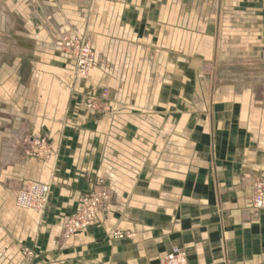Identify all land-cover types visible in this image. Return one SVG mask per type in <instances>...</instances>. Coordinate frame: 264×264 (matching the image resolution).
Wrapping results in <instances>:
<instances>
[{
    "label": "crops",
    "instance_id": "obj_1",
    "mask_svg": "<svg viewBox=\"0 0 264 264\" xmlns=\"http://www.w3.org/2000/svg\"><path fill=\"white\" fill-rule=\"evenodd\" d=\"M63 38L91 45L85 80ZM30 136L48 160L24 157ZM258 179L264 0H0V264H160L174 247L264 264ZM30 182L50 188L43 213L16 206ZM102 187L95 224L61 243Z\"/></svg>",
    "mask_w": 264,
    "mask_h": 264
},
{
    "label": "built area",
    "instance_id": "obj_2",
    "mask_svg": "<svg viewBox=\"0 0 264 264\" xmlns=\"http://www.w3.org/2000/svg\"><path fill=\"white\" fill-rule=\"evenodd\" d=\"M62 50L68 54L75 63V76L81 80L88 77L89 72L95 66L96 60L91 45L87 41L63 38L59 42ZM87 107L92 109L93 103L87 102ZM25 145L27 155L36 159L48 160L52 156L47 139L30 136ZM49 195V187L38 182H30L17 192V206L24 210L43 213ZM110 200V193L105 188L96 189L85 193L80 199L79 210L64 224L60 241L68 242L75 234L85 231L95 224V216ZM251 204L254 210L264 211V179H258L252 184ZM115 237L123 238L122 234ZM23 254L31 257L32 252L25 249ZM160 264H189L186 253L179 248H172L160 261Z\"/></svg>",
    "mask_w": 264,
    "mask_h": 264
},
{
    "label": "rangeland",
    "instance_id": "obj_3",
    "mask_svg": "<svg viewBox=\"0 0 264 264\" xmlns=\"http://www.w3.org/2000/svg\"><path fill=\"white\" fill-rule=\"evenodd\" d=\"M57 46L62 50V48L60 47V45H59V43H57ZM63 51V50H62ZM64 52V51H63ZM241 68H243V66L241 67V66H238V69L240 70ZM247 68V71H249V67H246ZM244 69V68H243ZM75 70H76V67H75ZM228 71H230V72H232V73H234V71H235V66H228ZM75 78H76V76H75ZM77 80H81V79H79V78H76ZM248 85H249V81L248 82H246ZM27 142H29L28 141V138L26 139V140H24V142H23V144H21V147H22V149H23V152H24V157H30V156H28L27 155V150H26V147H25V145H26V143ZM18 145V144H17ZM50 146V145H49ZM51 148V147H50ZM51 151H52V148H51ZM43 160H46V159H43ZM21 188L23 189V187H20V188H18V190H17V192L18 191H20L21 190ZM17 206V205H16Z\"/></svg>",
    "mask_w": 264,
    "mask_h": 264
},
{
    "label": "bare ground",
    "instance_id": "obj_4",
    "mask_svg": "<svg viewBox=\"0 0 264 264\" xmlns=\"http://www.w3.org/2000/svg\"><path fill=\"white\" fill-rule=\"evenodd\" d=\"M28 184H29V183H28ZM25 185H27V184H25ZM25 185H24V186H25ZM24 186H23V187H24ZM48 187H49V186H48ZM21 189H22V188H21ZM49 191H50V188H49ZM16 198H17V193H16V195H15V203H16ZM16 205H17V203H16Z\"/></svg>",
    "mask_w": 264,
    "mask_h": 264
}]
</instances>
